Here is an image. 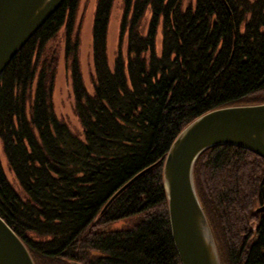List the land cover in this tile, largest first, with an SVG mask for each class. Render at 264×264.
<instances>
[{"label": "trees", "instance_id": "trees-1", "mask_svg": "<svg viewBox=\"0 0 264 264\" xmlns=\"http://www.w3.org/2000/svg\"><path fill=\"white\" fill-rule=\"evenodd\" d=\"M183 2L123 0L111 68L115 0H96L92 93L79 61L81 0H65L0 75L1 149L24 194L0 155V217L35 264H182L162 183L168 150L210 111L264 103V0ZM61 32L83 140L55 115L60 58L48 46ZM193 171L221 264H264V158L217 146Z\"/></svg>", "mask_w": 264, "mask_h": 264}, {"label": "water", "instance_id": "water-1", "mask_svg": "<svg viewBox=\"0 0 264 264\" xmlns=\"http://www.w3.org/2000/svg\"><path fill=\"white\" fill-rule=\"evenodd\" d=\"M65 0H0V75ZM217 146H235L264 158V103L210 111L185 128L164 161L163 182L174 245L182 264H221L214 235L199 200L194 168ZM149 168L113 195L103 211ZM264 211V207L256 209ZM111 229H118L114 225ZM0 264H35L26 244L0 217Z\"/></svg>", "mask_w": 264, "mask_h": 264}, {"label": "rangeland", "instance_id": "rangeland-1", "mask_svg": "<svg viewBox=\"0 0 264 264\" xmlns=\"http://www.w3.org/2000/svg\"><path fill=\"white\" fill-rule=\"evenodd\" d=\"M196 0H184L182 4H184V8H187L190 5H195ZM96 8V0H81L79 13H78V22L80 20L83 21L82 23V32H81V48H80V60L81 61V69L83 74V79L86 88L90 93L93 91V82L94 81V65H93V58H92V42H93V35H92V27H93V17L94 12ZM123 0H115L111 21H110V27L109 33H108V54H109V63L111 68H113L114 65V59L116 58L117 52H118V46H119V37H120V25L121 20L123 16ZM151 11L148 10L144 25V29H146V26L148 24V21L150 19ZM161 29L159 31V37H158V43L157 48L160 52L161 48ZM50 53L56 52L57 56L59 54L60 61L58 68H57V76L55 80V89H54V107L55 112L60 119L64 120L69 128L71 129V132H73L75 135H78L82 140L84 139V135L82 134L84 132L83 127L80 123L79 118L75 114V98L73 88H72V80L70 72L67 71L65 61H64V44H63V32L60 33L59 38L57 40L50 43L48 46ZM124 49V48H123ZM125 51V49H124ZM260 98H255L254 101H258ZM2 148V142L0 140V155L2 158V162L4 165V170L6 171L7 177L11 183V186L14 187V190H16L20 195L23 197V193L21 191V187L17 180H15V176L11 173L9 170L7 159L3 153ZM117 228H121L124 226L122 222L117 223Z\"/></svg>", "mask_w": 264, "mask_h": 264}]
</instances>
